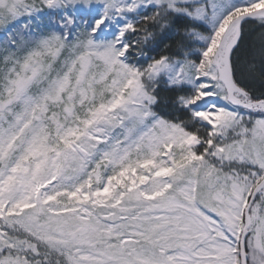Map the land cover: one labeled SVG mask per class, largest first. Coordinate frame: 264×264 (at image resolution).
<instances>
[{
  "label": "snow or ice",
  "instance_id": "snow-or-ice-1",
  "mask_svg": "<svg viewBox=\"0 0 264 264\" xmlns=\"http://www.w3.org/2000/svg\"><path fill=\"white\" fill-rule=\"evenodd\" d=\"M0 264H264V0H0Z\"/></svg>",
  "mask_w": 264,
  "mask_h": 264
}]
</instances>
